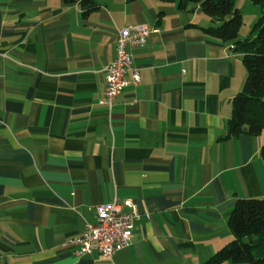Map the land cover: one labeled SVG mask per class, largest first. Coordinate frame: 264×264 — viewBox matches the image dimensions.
<instances>
[{"label":"crops","instance_id":"obj_1","mask_svg":"<svg viewBox=\"0 0 264 264\" xmlns=\"http://www.w3.org/2000/svg\"><path fill=\"white\" fill-rule=\"evenodd\" d=\"M89 9L0 0V264H204L234 240L237 201L264 199V131L224 139L243 56L202 30L214 22L199 6ZM140 24L159 32L131 48L129 85L109 109L105 68L120 29ZM125 199L142 215L127 250L66 246L99 206Z\"/></svg>","mask_w":264,"mask_h":264},{"label":"trees","instance_id":"obj_2","mask_svg":"<svg viewBox=\"0 0 264 264\" xmlns=\"http://www.w3.org/2000/svg\"><path fill=\"white\" fill-rule=\"evenodd\" d=\"M74 2V0H67ZM91 8L94 0H76ZM262 7L257 34L250 40L238 39L243 16L236 0H178L179 8L199 6L202 13L216 24L202 29L206 34L234 45L243 56L247 80L232 100V114L227 121V136H259L264 131V0H249ZM90 10V9H89ZM88 10V11H89ZM264 159V146L260 151ZM229 226L234 240L204 264H264V199H240L235 204Z\"/></svg>","mask_w":264,"mask_h":264},{"label":"built area","instance_id":"obj_3","mask_svg":"<svg viewBox=\"0 0 264 264\" xmlns=\"http://www.w3.org/2000/svg\"><path fill=\"white\" fill-rule=\"evenodd\" d=\"M158 28L140 24L120 29L117 39L115 60L105 68L106 89L101 105L112 109L114 102L129 85L127 72L132 67L131 48L143 47L151 34L158 33ZM140 73L133 70V80L140 82ZM96 223L86 224L84 233L68 241L66 246L77 248L78 256L98 253L112 258L127 250L133 242L136 223L142 220L137 205L130 199L114 200L96 209Z\"/></svg>","mask_w":264,"mask_h":264},{"label":"rangeland","instance_id":"obj_4","mask_svg":"<svg viewBox=\"0 0 264 264\" xmlns=\"http://www.w3.org/2000/svg\"><path fill=\"white\" fill-rule=\"evenodd\" d=\"M236 8L240 10L243 16V24L240 28L238 39L244 41L254 38L257 34V24L262 16V7L249 0H236ZM201 18L212 20L204 13H201ZM214 24L216 23H212V25Z\"/></svg>","mask_w":264,"mask_h":264}]
</instances>
